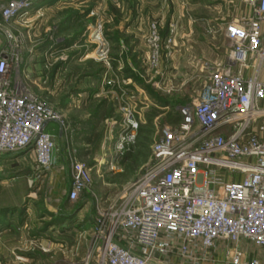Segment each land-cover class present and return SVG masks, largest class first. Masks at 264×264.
Wrapping results in <instances>:
<instances>
[{
	"label": "built area",
	"instance_id": "obj_1",
	"mask_svg": "<svg viewBox=\"0 0 264 264\" xmlns=\"http://www.w3.org/2000/svg\"><path fill=\"white\" fill-rule=\"evenodd\" d=\"M241 1L248 13L225 27V62L211 69L195 99L176 106V124L158 122L170 106L161 108L142 89L104 74V93L118 116L111 119L109 172L120 171L116 163L134 147L145 111L163 113L153 120L144 173L111 199H94L85 264H264V0ZM19 8L5 9L4 21ZM176 35L175 25L166 37L157 22L150 27L148 69L156 87L166 79L163 60ZM20 64L6 42L0 156L31 149L36 167L49 170L54 142L44 128L63 126V116L25 88ZM69 174L67 201L74 204L92 184L91 169L73 161Z\"/></svg>",
	"mask_w": 264,
	"mask_h": 264
},
{
	"label": "rangeland",
	"instance_id": "obj_2",
	"mask_svg": "<svg viewBox=\"0 0 264 264\" xmlns=\"http://www.w3.org/2000/svg\"><path fill=\"white\" fill-rule=\"evenodd\" d=\"M141 2L154 4V10L157 9V0ZM161 2L169 12L178 4L182 18L196 25L198 38L206 40L211 51L207 52L210 60H192L194 58L190 59L188 56L181 60H170L174 52L172 47L171 54L163 60L166 79H159L156 87V81L152 79V73L148 69L147 38L150 27L157 22L162 35L170 25H175L178 29V23L170 22L167 25L161 19L150 18L144 33L136 30L130 35L129 12L138 14L140 8L135 0H0V40L4 44L12 42L21 63L20 75L25 88L63 116V126L50 123L47 131L55 129V126L61 131L64 167L70 169L71 162L77 161L91 169L92 184L85 193L93 197V203L94 199L105 202L119 194L141 176L149 164L148 158L135 168L127 180L128 184L124 183L127 173L121 160L118 166L122 167L123 172L109 174L110 180L114 178L116 186H104L102 179L97 177L96 158L102 153L107 155L111 149V130L114 126L110 119L118 117L113 107L114 100L110 96L106 95L108 98L105 100L102 96L95 95L102 86L104 74L111 77L116 75L119 86L128 82V89L131 86L142 89L151 101L152 95L156 102L169 103L168 111H164L158 121L168 123L166 117L169 114L175 116L176 106L189 104L195 99L213 68L225 62L226 25L248 13L241 0ZM13 3L20 8L14 17L4 21L3 11ZM164 19L167 20V17ZM98 26L100 30L93 32ZM96 34L99 35V40L95 39ZM8 36L12 39L9 40ZM140 43L146 50L139 53V60H128L131 48H138ZM204 51L203 48L196 50V55L201 56ZM191 55L194 56L193 51ZM148 111L149 109L145 112ZM152 126L151 138L155 130L154 122ZM51 136L54 151L58 154L61 146L57 136ZM52 167L53 160L49 170L37 168L31 149L0 156V212L2 208L23 207L22 216L34 219L38 223V230L46 231L57 226L60 217L57 216L56 209L51 208L54 200L52 188L55 185L51 175ZM59 199L64 200L61 194ZM77 208L66 203L63 210L71 215ZM93 210L95 213L94 206ZM79 224L82 223H78L77 227L81 226ZM87 227L84 234L89 236L92 226ZM36 244L38 254H51V251H41L40 244L43 247L45 245L40 241Z\"/></svg>",
	"mask_w": 264,
	"mask_h": 264
},
{
	"label": "crops",
	"instance_id": "obj_3",
	"mask_svg": "<svg viewBox=\"0 0 264 264\" xmlns=\"http://www.w3.org/2000/svg\"><path fill=\"white\" fill-rule=\"evenodd\" d=\"M131 1L133 2V0ZM135 2L140 8L138 14L132 11L129 12L128 33L130 35H133L136 30H140L141 33H144L150 18L161 19L165 21L167 25L170 22H176L180 27L177 29V35L173 46L174 52L170 60H181L186 58V56L190 59L194 58L192 60H210L207 52L209 50L211 51V47H209L206 40L198 38L196 25L190 22L188 23L182 18L183 14L177 3L175 8L173 7L172 11L169 12L161 0H157V3H155L156 6L158 4L156 10L153 8L154 4H144L141 0H135ZM166 17L167 20L164 19ZM167 34L168 27L162 33V37H166ZM129 37L132 38V36ZM136 38H138L137 35ZM140 44L138 48H131L132 51L128 60H139V53L142 54L143 51L146 50L142 43ZM4 46V42L0 40V53L4 49ZM201 48L205 50L204 54L197 56L196 50H200ZM138 49H140V52H138ZM192 51L194 52V56L191 55ZM95 95L102 96L105 100L108 98L104 93L103 86L95 92ZM49 124L45 126L44 131L50 135L55 134L59 146H61V131L56 129L57 126H55V129L47 131ZM103 148L104 145L102 146V149ZM111 154L110 152L109 155L106 156L105 153H102L100 154L101 156L96 158L97 163L100 165H96L95 173L99 179H102L101 183L104 186H116L114 178L110 180L109 177V174L114 175L115 173L108 171V163L110 162ZM52 160L54 167H52L51 175L55 180V185L52 188L54 200L51 208L56 209V214L58 213L63 216L59 218V223L57 226L55 225L56 227H50L45 231L44 229L38 230V223H36L34 219H31V217L22 216L23 207L20 209L2 208V212H0V264H85L90 242L89 236L84 234V231L87 230L88 225H90V227L92 226L91 219L95 214L93 210V197L84 193L79 200L73 204L78 207L77 210L71 215H68L63 210V207L64 204H69L67 201V194L70 190V178L69 168L64 167V148L62 146L59 148L58 154L53 151ZM120 160L118 162H120ZM118 162L116 163L117 166ZM118 168L120 169L118 173L123 172L120 165ZM127 180L124 181L125 184H128ZM59 194L63 196L64 200L59 199ZM87 218L90 220H87ZM82 220L84 222H81ZM78 223H82L79 224L81 226L77 227ZM38 241L50 248L51 254L49 256H41L38 254L36 250V243ZM91 264L94 263L92 262Z\"/></svg>",
	"mask_w": 264,
	"mask_h": 264
},
{
	"label": "trees",
	"instance_id": "obj_4",
	"mask_svg": "<svg viewBox=\"0 0 264 264\" xmlns=\"http://www.w3.org/2000/svg\"><path fill=\"white\" fill-rule=\"evenodd\" d=\"M150 97L153 99V102H155L157 106H159L160 104L161 106L159 107L161 108L167 106L169 107V103H166L165 101L156 102L152 95ZM159 114H161V112L154 108H150L149 111L146 112L145 114L146 124L139 128L137 134V140L134 147L129 152H126L122 157L121 165L122 167H124V171L127 173L126 176H124L125 181L130 178L131 173L135 168H137L142 162L150 158V146L152 144L151 137L153 133L152 122L154 118ZM166 120L169 124H176L179 121V117L176 114L175 116L169 114V116L166 117ZM126 164H128V166ZM57 216L62 217L63 215L58 214Z\"/></svg>",
	"mask_w": 264,
	"mask_h": 264
}]
</instances>
